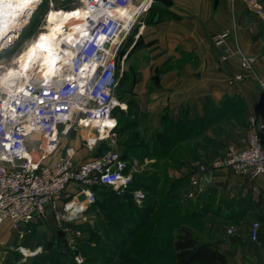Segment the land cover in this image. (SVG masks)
<instances>
[{
    "label": "crops",
    "instance_id": "0c3cea01",
    "mask_svg": "<svg viewBox=\"0 0 264 264\" xmlns=\"http://www.w3.org/2000/svg\"><path fill=\"white\" fill-rule=\"evenodd\" d=\"M153 2V7L137 18L126 36L128 51L124 58L129 64L121 71V76L126 74L127 77L122 90L121 126L138 125L136 138H141L134 148L137 156L130 154L132 161H138L139 167L142 163L149 164L151 170H155L153 175H145L144 180L156 177L158 194L165 183L181 186L183 200L190 204L189 209L196 210L200 217H208L201 237L222 252L228 264H264V175L249 178L222 168L215 172L208 193L201 192L195 201L184 197L190 186V169L221 154L229 142L242 146L250 119L264 123V108L260 106L261 95L256 81L246 77L234 85L227 83L229 75L239 73L245 77L251 75L250 71L240 66L236 53L222 60L224 47L211 42L212 36L234 29V39L228 36L226 44L237 45L243 52L256 55L254 71L263 76L264 21L248 11L246 0ZM226 97L243 100L246 108L242 126L234 121L230 123L231 119L214 123L207 119L210 105L218 107ZM127 105L131 107L127 109ZM131 110H136L140 125L134 120L128 125L125 118H132L129 117L134 113ZM180 120L187 123L185 143L188 148L184 158L172 162L154 155L153 149L159 146L155 140L169 133L167 127L176 126L170 135L183 130L177 128ZM228 126H233V132L224 141L222 133ZM124 135L130 138L132 134L128 131ZM78 141V136L63 139L57 155L69 143L76 148V160H85L80 155ZM182 168L185 171H181ZM183 172L185 179H181ZM254 221L260 224L257 241L250 238ZM230 226L234 234H227ZM26 244L25 239L18 237V230L6 220L0 227V264H20L21 260L30 263L27 256H35L44 249L38 242ZM25 250L29 253L23 258Z\"/></svg>",
    "mask_w": 264,
    "mask_h": 264
},
{
    "label": "built area",
    "instance_id": "2783aa9c",
    "mask_svg": "<svg viewBox=\"0 0 264 264\" xmlns=\"http://www.w3.org/2000/svg\"><path fill=\"white\" fill-rule=\"evenodd\" d=\"M79 1H86L89 10L86 24L72 40L62 41L61 55L70 51L71 56L59 62L57 73L47 78L48 83H44L45 77L33 75L21 80L12 91L0 87V227L10 221L20 238L26 233L24 225L47 218L49 212L59 216L60 205L70 216L78 217L96 202L94 186L109 187L123 195L134 174V168L115 147V140L111 147L90 159L77 161L72 144L57 155L61 137H70L73 131L90 130L84 137L90 149L105 134L116 136L117 108L123 104L116 96L120 43L115 40L129 29L122 39L125 40L139 13L130 19L121 15V10L135 0ZM246 2L254 15L264 21V1ZM211 42L223 46L226 34L212 36ZM225 50L227 55L222 59L235 52L230 47ZM237 52L241 66L250 71L260 87V106L264 108V75L254 71L257 57L241 49ZM242 77L235 75L238 80ZM242 143L229 145L221 156L200 164L196 173L189 175L188 196L208 189L213 175L222 168L249 178L264 175V123L250 119ZM81 193L86 195L83 201L78 198ZM145 196L140 189L132 192L139 204ZM76 206H80L78 211L74 210ZM258 228V223L252 225L250 238L254 241ZM75 260L81 263L79 258Z\"/></svg>",
    "mask_w": 264,
    "mask_h": 264
},
{
    "label": "rangeland",
    "instance_id": "374dc122",
    "mask_svg": "<svg viewBox=\"0 0 264 264\" xmlns=\"http://www.w3.org/2000/svg\"><path fill=\"white\" fill-rule=\"evenodd\" d=\"M143 2H144V0H135L134 1V3L139 5V7L142 6ZM80 3L81 2L79 0H43V2L37 6V9L35 10L34 13H31V15H27L25 17L24 21L27 20L28 23H24V25L19 30L20 36L18 37L17 41H15V43L13 45H11V47L10 46H9V48L7 47L6 50L3 52V56L0 57L2 59V61L0 62V68H1L0 70L3 71V70H6L7 67L9 68L10 66H8L7 64L14 63L15 65H17L18 64V61H17L18 56L21 54H26V52L30 48L31 42L39 40L40 35L44 34V32H45L44 25L46 23V14H47L48 10L50 8H52L51 5H53V7H55V8L73 9L74 6L79 5ZM153 3H154L153 0H151L150 4L147 7L141 8L137 16L140 18L141 15H143L144 11L153 7ZM245 3H246V7H247L248 11L252 12L248 8L247 2H245ZM150 5H151V7H150ZM139 20L140 19H138V21ZM226 32H223L224 34H226V39L229 36V38H231L233 40L234 39V29H233V31L231 30V32H230V30H228ZM123 35L124 34L122 33V35H120L121 38H119V40H118V43H120L118 46V51H119V83H118V86L116 88V96H117V99L119 100L120 104L122 103V90L125 88V86L127 84L126 83V81H127L126 74L121 76V74H122L121 71L124 67L126 68L129 64V61L126 60V62H125V58H124L127 56L128 39L126 38L124 41H122L123 37L125 36V35L124 36ZM232 45H228L225 42V44L223 45L224 54L226 51L225 50L226 47L232 48V50L235 51L234 53H236L239 56L240 66H241V57H240V54L237 52V50L240 48L237 45L236 46L234 45L232 47ZM263 48H264V45H263ZM224 54L221 56V59L224 56ZM225 55H227V54H225ZM3 60H5V61H3ZM222 60H224V59H222ZM256 61H257V59H256ZM256 61H255V63H256ZM255 63H254V65H255ZM244 70H246V69H244ZM235 75H236V73L231 74L227 77V83L228 84L234 85L236 83L238 78H235ZM246 77H248L251 80L253 79L251 77V75L250 76L247 75L245 77L243 76L242 79L243 78L245 79ZM252 81H255V80L253 79ZM258 87H259V85H258ZM259 89H260V87H259ZM260 95H261V90H260ZM128 105H127V109H129L131 107ZM120 108H121V106H119L117 108L118 113H116L117 117H118V122H119V125L116 128V136H113L112 134H109V133L105 134L104 136L99 138V143L94 147V149H90L87 146L86 141L84 139V137H87L88 132L73 131L70 138L73 139L76 136L79 137L78 147L81 150L80 155L84 156L85 159H90V158L99 156L103 151H105L106 149L111 147L114 140H115V147H117L118 149H124L126 151V149L129 148L127 140L125 139V137H123V135L126 132L130 131V133L132 134L130 136V139L135 138L137 133H138L139 126L138 125H136V126L132 125V126H127L126 128L124 127V129H123L124 133H123L122 132V126H121V123H122L121 119L123 117H122V114L120 112ZM132 112H134V113H131L129 116L132 118H128V117L125 118L127 120V122H129L128 124L133 123L132 120H134L135 122H137L140 125L139 121L137 120L136 110H133ZM244 118H245V113L238 114V115L232 114L230 123H233V121H234V122H236V124L242 126L243 124H245ZM130 121H132V122H130ZM225 125H226V123H225ZM246 128L247 129L249 128V122H248ZM140 129H141V132L143 133L144 127L142 126ZM232 132H233V126H228L227 130L224 133H222L221 139H224V141H227L228 136ZM138 136H140V135H138ZM66 138H67V136H62L61 141L63 139L66 140ZM139 141L141 142V138L140 139L136 138V140L134 142H139ZM229 143L231 144L232 142H229ZM228 144L226 145L225 148H227L230 145V144L229 145ZM61 145H62V142H61ZM231 145H235V144H231ZM61 148H62V146H60L58 151H60ZM128 150H130V149H128ZM225 150H223V152L221 154L213 155L214 157L211 156L210 159L203 161L202 163H205V164L210 163L212 160L221 156L225 152ZM195 151H192L194 158L197 157L195 155ZM192 152H190V153H192ZM142 153H146V152L143 151ZM183 153H184V151L182 152V154ZM55 156H56V153H55ZM55 156L53 155L51 157L50 162L55 158ZM183 156H179V158H181ZM130 162L132 163L131 164L132 167L136 169L135 173H137L136 177L139 178V181H141V183H144L143 185H146L148 187H152L151 182H149L148 180H144V176L145 175H149V176L153 175V172L155 170H151L152 167H150L149 164L142 163L141 167H144V165H145V167L141 168V167H139V163H137L138 161L133 162L132 160H130ZM202 163H200V164H202ZM163 165H164V163L159 165V166H163ZM197 167L190 169L191 172L188 175H190L191 173L192 174L196 173ZM181 171H185V169L182 168ZM185 178H186V175H185V172H183L181 179H185ZM211 181H212V184L209 186L210 190H211V187L213 185L214 175H213ZM154 188L157 189L156 186H154ZM209 188L204 189L202 191L196 190L194 196L189 197L187 194L186 197H187V199H192L193 201H195L196 199H198L200 192L205 191L206 193H208ZM102 190L107 192V196L102 195L100 193L97 195V199L103 203V204H100L101 206L100 205L99 206L102 207L103 210H105L107 212V214H109V216H106L105 215L106 213H104L103 210H99V208H96V209H94L93 207L91 208L90 207L91 205H89L85 210H83L79 214L78 217L73 218L72 216H70L68 211H65L63 209V205H60L59 206V210H60L59 216L55 213L49 212L47 218L42 217V218L37 219L36 222H32V223L24 225L23 228L26 231V233L20 239L21 240L25 239L27 246H29L28 244L32 245V244H35L36 242H38L39 244L43 245L44 249L41 252H39L38 254H36L35 256H32V257L27 256L30 260V263H27V262L25 263V260L24 261L21 260L20 264H35L36 263L35 258L40 257L41 255H44L45 258L47 257L49 259L48 260L49 264H55V262H56V264H158L159 262H161L162 264H174V261L171 257L172 250H173L172 243L167 242V243H164V245H163L162 242L156 241L155 242V244L157 245V248L155 249L156 252L158 249H161L162 252H160V253L157 252V253L153 254L154 255L153 261H151L150 258H148V254H149L148 251H146L145 253H142L143 251H145L144 248L146 245V241L149 238V233H150V231L148 229L149 227L148 226L144 227L145 225L142 226L141 227L142 232H140L137 235V237L136 236L132 237L134 234V232L132 230H136L135 224H134V222H131V223L128 222V216L127 215L129 212L134 214L133 209H130L129 206H119V205H121V203L119 202V199H120V197L125 196V193L123 195H120L117 193L116 190L111 189V188H105ZM140 190H142L145 193V195L147 193V195L150 196L151 198H154V197L157 198L155 193L147 192L144 188H141ZM186 193H188L187 190H186ZM107 197L109 199L108 203L105 202ZM158 197L160 198V197H162V195L159 194ZM132 200L138 206H141L144 203L148 204L150 202L149 199H148V201H146V199H143L141 201L142 203L139 204V203L135 202L133 198H132ZM175 203H176V201L172 202L171 207H172L173 211H171V212L167 211V212H170L176 216V219H175L176 222L174 221L173 223H175L177 226L174 228L173 233H176L177 227L181 223L179 221V220H181L180 217H181L182 213L184 212V210H183L184 207H182L181 204L179 207H181L182 209L173 208ZM192 203H195L196 205H198L199 202L198 203L192 202ZM159 205L166 206L165 203H160ZM148 206H150V204H148ZM186 206H187V201H186ZM171 207L168 209H171ZM127 208H128V210H126ZM154 211H156V213L159 214L163 211V209L157 208ZM153 216H151L150 219L147 220V222H152L151 220L153 219ZM193 219L194 220L189 219L190 220L189 221L190 226L191 227L193 226L194 230L197 231V233L199 235H201V232L203 231V227L207 223L208 217L206 216L205 218L200 217L199 219H197V218H193ZM118 222L120 224H115ZM126 223L129 225V226H127L129 228H126V225H125ZM254 223H258V222L254 221L252 223V225ZM252 225H251V228H252ZM259 226H260V224H259ZM163 229H166V228H163ZM226 232H227V234H234V228L232 226H230L229 228H227ZM250 232H251V230H250ZM160 233L161 234H158V235H161L164 239L168 238L167 236L169 233L166 230L162 231ZM258 236H259V228H258ZM136 238L140 239L141 244H139V243H138V245L135 244ZM257 240H258V238H257ZM257 240H255V241H257ZM130 245H134V248ZM46 246H48V247L46 248ZM25 252H23V258L25 257L24 255H28V253H29L28 250H25ZM126 254L131 256V260H127V257L125 256ZM76 257L81 260V263H79L77 260H75ZM121 258H123L126 262L121 263V261H120ZM20 259H21V257H20Z\"/></svg>",
    "mask_w": 264,
    "mask_h": 264
},
{
    "label": "trees",
    "instance_id": "16d2710c",
    "mask_svg": "<svg viewBox=\"0 0 264 264\" xmlns=\"http://www.w3.org/2000/svg\"><path fill=\"white\" fill-rule=\"evenodd\" d=\"M245 104L243 100L241 99H236L235 97H226L222 103L217 107V106H212L210 105L209 109V115L207 116V119H209V122L214 123L217 121H224V120H230L232 117V114L238 115L242 114L245 111ZM245 119V118H244ZM119 125V122H118ZM130 125V124H128ZM132 126V124L130 125ZM187 123H183L182 120L179 121L177 128L183 129L180 130V132L177 130V135H170L174 130L176 129L175 125L167 127V130H169V133L162 134L160 137L158 136V139L155 140L156 143L159 144V146L153 149V154L158 155L161 158H166V160H171L172 162H175L176 160H181L184 158L183 155H185V150H187L188 146L185 143L187 140L188 133L186 131ZM200 128H201V122H200ZM123 125H122V132H123ZM166 130V131H167ZM124 133V132H123ZM123 137H126L123 135ZM127 140V143L129 145L130 150L126 149H120L123 156L128 160L129 166L132 167V163L130 160H132V157L130 154L137 156L135 153V146L137 145L138 142H134L136 140L135 138H125ZM154 143V144H156ZM129 151V152H128ZM172 151V153L170 152ZM184 153L182 154V152ZM179 156H183L179 158ZM139 158H141V155H138ZM137 173L133 174L132 181L128 187V189L125 192V196L120 197L119 202L121 205L119 206H129L130 209H133L134 214L128 213V222H134L135 224V229L132 230L134 232L132 237H137V235L142 232L141 227L148 226L149 228V238L146 241L145 248L142 253H145L148 251V258H150L151 261L154 259L155 253H160L162 252L161 249H158L156 252L157 245L155 244L156 241L164 243H172L173 245V250L171 257L174 261V264H228V260L226 256L220 252L214 245H212L209 242H206L202 239L201 235L197 233V231L193 230V226H190L189 221L192 220L193 218L199 219L200 216L199 213L196 210H190V204H187L186 206V201L183 200V194L181 192V186H176L172 184H167L165 183L162 188L159 190V194L162 195L160 198H151L150 196L147 195L145 196L146 201L149 199L150 206L148 204L144 203L141 206L136 205L133 200H132V192L135 189H141L144 188L147 192H152L155 193L157 196V189L154 188L157 184V178L152 177L151 180H148L151 182L152 187H148L146 185H143L144 183H141L139 181V178L136 177ZM153 182V183H152ZM157 187V186H156ZM109 188L105 186H94V192L96 194V202L95 204H91V208L93 207L94 209L99 208V210H103L102 207H100V204H103L100 200L97 199L98 194L106 195L107 192L103 191L102 189ZM150 189V190H149ZM158 194V195H159ZM201 194V192L199 193ZM111 197V196H110ZM186 197V196H184ZM108 197L106 199V203H108ZM191 200V199H190ZM176 201L174 204L173 208L177 209H182L184 207V212L182 213L179 220L181 223L177 227L176 233L174 232V228L177 226L175 223H173L176 219V216L170 213L173 211L172 209V202ZM112 202V201H111ZM185 202V203H184ZM160 203H165L166 206H161L159 205ZM100 205V206H99ZM104 207V206H103ZM171 209H168L170 208ZM157 208H162L163 211L159 214L154 211ZM128 210V208L126 209ZM170 211V212H167ZM104 213H106V216H109L105 210H103ZM154 215V216H153ZM153 216V219L151 220L152 222H147V220L150 219V217ZM190 219V220H189ZM178 221V222H179ZM176 222V221H175ZM115 224H120L115 223ZM126 228H129L127 223L125 224ZM166 228V229H163ZM167 231L168 238L164 239L161 235L160 232L162 231ZM137 233V234H136ZM131 237V236H130ZM141 244L140 239L136 238L135 239V244L138 245ZM134 248V245H130ZM48 246H46L47 248ZM136 248V247H135ZM127 260H131V256L126 254ZM37 258V259H36ZM36 263L35 264H49V259L44 257V255H41L40 257H36ZM29 260V258H28ZM30 261V260H29ZM121 263H125L126 261L121 258L120 259ZM42 262V263H41ZM56 264V262H55ZM158 264H162L159 262Z\"/></svg>",
    "mask_w": 264,
    "mask_h": 264
},
{
    "label": "bare ground",
    "instance_id": "6f19581e",
    "mask_svg": "<svg viewBox=\"0 0 264 264\" xmlns=\"http://www.w3.org/2000/svg\"><path fill=\"white\" fill-rule=\"evenodd\" d=\"M150 2L151 0H144L141 7H139L138 4L133 2V4H131L129 7L125 8L124 10H121V15L132 17L134 14H137L141 8L147 7L150 4ZM18 3L19 0H0V28H4L5 31L9 34V36L12 37L11 39H8L6 41V43L9 46L13 45L20 36L19 30L24 25L23 21L27 16L26 13L29 12L34 13L35 10L37 9V5L30 4L28 9L21 11V9L17 8L16 6ZM9 4H11L12 6L8 7L7 5ZM51 6L52 8H50L46 14L44 34L51 33V35L49 36V41L45 43H46V47L50 49L52 56H49V52L43 51L41 49H37L36 52L40 58L37 59L33 64H31L26 72H23V74L20 76L8 77L7 80H4L3 78L7 76V73L9 71H14L17 69L23 71L21 66L27 60V53L29 49L32 47L34 43L39 42V40L32 41L30 48L28 49L26 54H21L18 56L17 65H15L14 63L7 64L8 66H10L9 68L7 67V69L3 71L0 70V87H2V89H5L7 91H12L21 80L29 79L33 75H36L37 77L40 78L45 77L44 72L48 71L50 63H44V61L46 59L51 61L53 58H55L54 74L48 77L51 78L57 73V67L59 65V62L62 60L67 61L68 58H70L71 56L70 51H66V55H61V49H62L61 43L64 40H72L76 32L84 29V26L86 24V17L88 16V11H89L86 5V1L80 3L79 5L74 6L73 9L55 8L53 7V5ZM76 10L80 11L79 17H75V16L65 17L64 14L66 12L76 11ZM50 12H59L61 13V15L57 16L54 20L49 21L48 15ZM84 13H87V16H85ZM125 24L127 25V23ZM53 29H58V31L52 32ZM128 30L129 29L123 30L122 33L126 35ZM12 33H15V35L12 36ZM53 36L55 37V39H52ZM119 38H121L120 35L116 38L115 43L116 42L118 43ZM20 57H23V59H20ZM0 60L2 61L1 58ZM87 132L89 133L90 130L88 129ZM79 208L80 206H76L74 210L78 211Z\"/></svg>",
    "mask_w": 264,
    "mask_h": 264
},
{
    "label": "snow or ice",
    "instance_id": "6c2138e0",
    "mask_svg": "<svg viewBox=\"0 0 264 264\" xmlns=\"http://www.w3.org/2000/svg\"><path fill=\"white\" fill-rule=\"evenodd\" d=\"M42 0H19V3L16 5L17 8L21 9V11L28 9L30 4H35L38 6L39 3H41ZM8 7H11L12 5L9 4L7 5ZM26 15H31V13H26ZM61 15V13L59 12H50L48 15V20L52 21L54 20L57 16ZM65 17H69V16H75V17H79L80 16V11L76 10V11H69L66 12ZM85 16H87V13H84ZM131 17H129L130 19ZM24 23H28L27 20L23 21ZM6 27V26H5ZM58 31V29H53L52 32H56ZM85 35H87V33H84ZM15 33H12V36H14ZM51 35V33L49 34H41L39 37V42L34 43L32 45V47L29 49L28 53H27V60L25 61V63L21 66L22 70L17 69L14 71H9L7 73V76H5L3 79L7 80L8 77H15V76H20L23 74V72H26L28 70V68L30 67L31 64H33L37 59H39L40 57L37 55L36 50L37 49H41L43 51L49 52V56H52V53L50 51V49L48 47H46V43L49 41V36ZM12 37L9 36V34L5 31L4 28H0V57L3 56V52L4 50L9 47V45L6 43V41L8 39H11ZM52 39H55V37L53 36ZM20 59H23V57H20ZM44 63H50V66L48 68V71L44 72V76H45V81L44 83L47 84L48 83V77L52 74H54V68H55V58H53L51 61L49 60H45ZM20 91H23V89H20Z\"/></svg>",
    "mask_w": 264,
    "mask_h": 264
},
{
    "label": "water",
    "instance_id": "95a60500",
    "mask_svg": "<svg viewBox=\"0 0 264 264\" xmlns=\"http://www.w3.org/2000/svg\"><path fill=\"white\" fill-rule=\"evenodd\" d=\"M78 198H79L80 201L85 200V198H86L85 193H81Z\"/></svg>",
    "mask_w": 264,
    "mask_h": 264
}]
</instances>
